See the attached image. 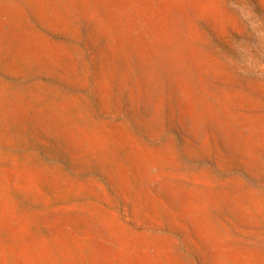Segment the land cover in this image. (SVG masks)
Here are the masks:
<instances>
[{
  "label": "rangeland",
  "instance_id": "1",
  "mask_svg": "<svg viewBox=\"0 0 264 264\" xmlns=\"http://www.w3.org/2000/svg\"><path fill=\"white\" fill-rule=\"evenodd\" d=\"M0 264H264V0H0Z\"/></svg>",
  "mask_w": 264,
  "mask_h": 264
}]
</instances>
